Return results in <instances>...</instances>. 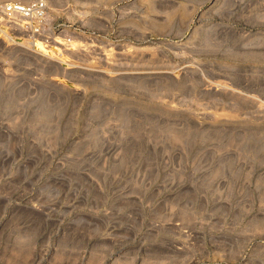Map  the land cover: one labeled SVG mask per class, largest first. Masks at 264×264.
Masks as SVG:
<instances>
[{
  "label": "rangeland",
  "instance_id": "374dc122",
  "mask_svg": "<svg viewBox=\"0 0 264 264\" xmlns=\"http://www.w3.org/2000/svg\"><path fill=\"white\" fill-rule=\"evenodd\" d=\"M34 1L45 53L0 17V264H264V0L0 8Z\"/></svg>",
  "mask_w": 264,
  "mask_h": 264
},
{
  "label": "built area",
  "instance_id": "2783aa9c",
  "mask_svg": "<svg viewBox=\"0 0 264 264\" xmlns=\"http://www.w3.org/2000/svg\"><path fill=\"white\" fill-rule=\"evenodd\" d=\"M45 10V4L42 1H34L28 5L5 4L0 8V17L20 19L23 25L21 28L26 29L27 33L33 38H41L42 42L39 43L44 47V45L46 46L48 43L45 32L50 30L44 29L45 24L43 21ZM51 30H53V28ZM62 32L58 34L54 42L61 46H65L70 42V39L68 34Z\"/></svg>",
  "mask_w": 264,
  "mask_h": 264
},
{
  "label": "bare ground",
  "instance_id": "6f19581e",
  "mask_svg": "<svg viewBox=\"0 0 264 264\" xmlns=\"http://www.w3.org/2000/svg\"><path fill=\"white\" fill-rule=\"evenodd\" d=\"M63 33V32H62ZM65 33V32H64ZM52 44V43H51ZM57 43H55V45H56ZM58 45V44H57ZM37 48H38V50L40 51V52H43V53H45V50H44V47L42 46V44L41 43H38L37 44V46H36ZM62 48V47H61ZM53 49H54V47H53ZM57 49V48H56ZM59 50V49H58ZM56 55V54H55Z\"/></svg>",
  "mask_w": 264,
  "mask_h": 264
}]
</instances>
